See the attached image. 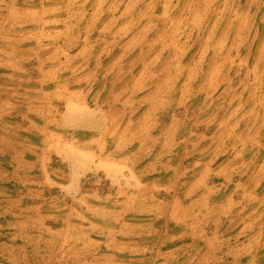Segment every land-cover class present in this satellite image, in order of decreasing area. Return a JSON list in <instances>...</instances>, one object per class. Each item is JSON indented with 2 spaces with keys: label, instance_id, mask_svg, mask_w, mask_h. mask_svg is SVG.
<instances>
[{
  "label": "rangeland",
  "instance_id": "rangeland-1",
  "mask_svg": "<svg viewBox=\"0 0 264 264\" xmlns=\"http://www.w3.org/2000/svg\"><path fill=\"white\" fill-rule=\"evenodd\" d=\"M0 146V264H154L198 171L197 220L251 182L255 235L264 0H0Z\"/></svg>",
  "mask_w": 264,
  "mask_h": 264
},
{
  "label": "crops",
  "instance_id": "crops-1",
  "mask_svg": "<svg viewBox=\"0 0 264 264\" xmlns=\"http://www.w3.org/2000/svg\"><path fill=\"white\" fill-rule=\"evenodd\" d=\"M2 151V147L0 146V152ZM7 153L8 151H5L1 156ZM4 175L7 176L6 173H4ZM227 176L230 177L232 175L228 173ZM253 176L254 175L250 176V180ZM206 177L207 172L198 171L192 182L185 183L187 186L186 189L184 188L181 190V197H178L177 194L175 197H172L170 207L163 216L166 218V225L168 223L172 226L181 228L180 234L183 239L186 238V240L179 245H175L172 250H169L171 249L170 246H168V248L166 247L160 259L157 260L156 258L154 260V264H238V262L242 260L245 261L243 264H258V262L262 264L261 259L264 257H260H262L263 254L261 253L259 257L257 253L258 251H262L261 248L263 247L253 252L252 243L254 241L256 244L264 246V230L263 227L260 226L256 234H252L254 230L253 213L247 211L248 209H252L253 203L241 200L243 197L245 198L249 195H253L254 190L251 182L248 183L245 181L246 183L244 184H241V182L235 183L236 187L240 188L242 191L240 200L234 201L233 198V200H231L229 199L230 196L228 198L227 194H223L221 195L222 198L220 197V200L213 204L215 206L214 208H217L219 211L217 215L218 219L213 226L211 224L201 223L197 220V210L195 211L194 209L198 207L197 205L199 202L189 195V193L193 195L195 189L200 190L198 191L199 195L205 200L217 194L214 193L212 187H204V183L207 184ZM172 179H174V177H172ZM199 184L204 188H200ZM190 210H192V214L195 216L191 221ZM212 219L211 217L210 221ZM234 221H237L233 225H235L234 227H238V230H236L238 236L232 238L231 240L234 241V244H230L229 231L231 229L230 227L233 226L230 224ZM240 237H244V239H241L237 244L238 238ZM99 243V245L103 244V242ZM225 249L228 250L225 251ZM254 253L255 256H253ZM177 254L179 257H177ZM100 255L107 257L108 254L103 253Z\"/></svg>",
  "mask_w": 264,
  "mask_h": 264
}]
</instances>
